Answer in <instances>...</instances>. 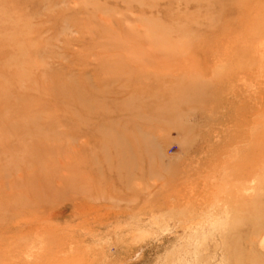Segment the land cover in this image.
Masks as SVG:
<instances>
[{"label": "rangeland", "instance_id": "obj_1", "mask_svg": "<svg viewBox=\"0 0 264 264\" xmlns=\"http://www.w3.org/2000/svg\"><path fill=\"white\" fill-rule=\"evenodd\" d=\"M0 264H264V0H0Z\"/></svg>", "mask_w": 264, "mask_h": 264}]
</instances>
